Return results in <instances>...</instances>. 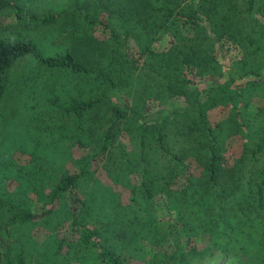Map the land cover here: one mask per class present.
<instances>
[{"label":"trees","instance_id":"obj_1","mask_svg":"<svg viewBox=\"0 0 264 264\" xmlns=\"http://www.w3.org/2000/svg\"><path fill=\"white\" fill-rule=\"evenodd\" d=\"M73 6L37 15L0 0L22 28L57 23L71 44L45 56L30 40L0 38V104L19 59L63 71L70 88L48 98L46 125H59L67 152H87L75 172L27 176L26 191L45 193L41 211L0 193V264H29L27 254L36 264H264V105L252 101L264 97V0ZM218 108L228 116L214 124ZM227 132L243 141L232 161ZM96 164L125 180L128 204L114 206L112 189H86ZM54 216L43 243L28 239V226Z\"/></svg>","mask_w":264,"mask_h":264},{"label":"rangeland","instance_id":"obj_2","mask_svg":"<svg viewBox=\"0 0 264 264\" xmlns=\"http://www.w3.org/2000/svg\"><path fill=\"white\" fill-rule=\"evenodd\" d=\"M13 1L37 15L72 11L75 8L73 6L75 0ZM82 2L83 0H80V4ZM96 30L102 32L101 34L104 36L108 35V31L102 27H97ZM0 38L8 41L30 40L45 56L64 53L71 47L70 40L63 33L59 24H41L22 28L19 26L14 12L8 10H0ZM166 44V40H164L155 44L154 48L162 49ZM130 45L135 46L133 42ZM71 80L72 78L64 74L63 71L39 66L36 60L28 55L13 65L9 78L10 83L0 104V193L5 198L17 201V204L31 208L32 211L42 210L45 203L43 194L45 193L41 190L42 194L26 191L25 189L28 187L23 183L29 182L26 180L27 176L32 179H41L42 172L47 175L56 174L57 170L59 173L60 170L69 173L75 172L82 166L80 160L86 158L87 155L84 149L73 145L69 148L70 153L67 152V147L70 144L68 145L65 139H59V125H55L54 121L51 122V126L46 125L47 119L49 122V113L55 109L48 98L56 93L67 92ZM86 91L89 90L83 84V89L80 92L87 97ZM252 101L253 110H257V106L264 105L262 94L254 95ZM169 104L178 105L177 103ZM151 105H153L151 109H154L158 104L152 102ZM210 115L215 124L228 116V110L218 108L211 111ZM122 139L121 141L130 146L131 141L126 135ZM242 143L239 135L227 132L223 144L225 155L229 161H232L241 150ZM94 170L95 179L86 185V189L92 194L112 189L117 194L114 206L128 204L130 188L124 185L125 180L121 178L118 182H114L106 170L101 167V164L94 165ZM17 172L22 176L16 174L15 177ZM48 189L49 187H45L44 191L47 192ZM59 212L60 210L56 212L55 216L60 214ZM55 216L48 225L40 223L28 226V239L30 237L33 242L43 243L50 232L47 227L53 226L57 221L54 219ZM67 226L62 228L61 232H66ZM118 231H115V235H118ZM26 245L28 250L32 249L30 243ZM124 253L129 256L128 252ZM27 257L30 260L29 264L37 263L36 256L27 254ZM134 264L142 263L135 261Z\"/></svg>","mask_w":264,"mask_h":264}]
</instances>
